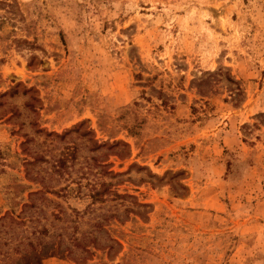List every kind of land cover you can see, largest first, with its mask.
Returning a JSON list of instances; mask_svg holds the SVG:
<instances>
[{"label":"rangeland","instance_id":"obj_1","mask_svg":"<svg viewBox=\"0 0 264 264\" xmlns=\"http://www.w3.org/2000/svg\"><path fill=\"white\" fill-rule=\"evenodd\" d=\"M0 264H264V0H0Z\"/></svg>","mask_w":264,"mask_h":264},{"label":"trees","instance_id":"obj_2","mask_svg":"<svg viewBox=\"0 0 264 264\" xmlns=\"http://www.w3.org/2000/svg\"><path fill=\"white\" fill-rule=\"evenodd\" d=\"M103 192H101V190H96L93 194L94 195H92V196H94V198H99L100 196H101V194H102ZM87 236V235H86ZM85 236V238H79L78 236H76V235H71L70 237H69V241H70V243L69 244H73V247H69L70 245H67V249L69 250L68 252L70 253V254H75L76 253V251H75V249H76V247H81L83 250H85V252L86 253H89V252H92L90 249H89V247L86 245V247H84V246H82L83 245V243L85 242L86 243V240H88L89 238L88 237H86ZM96 246V245H95ZM75 248V249H74ZM83 259L82 260H85V259H87L88 257L87 256H84V257H82Z\"/></svg>","mask_w":264,"mask_h":264}]
</instances>
